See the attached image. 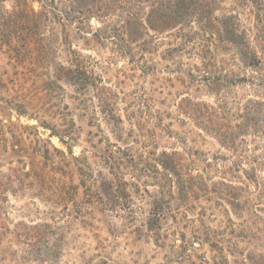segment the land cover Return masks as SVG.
Here are the masks:
<instances>
[{"label": "rangeland", "instance_id": "1", "mask_svg": "<svg viewBox=\"0 0 264 264\" xmlns=\"http://www.w3.org/2000/svg\"><path fill=\"white\" fill-rule=\"evenodd\" d=\"M163 2L90 0L73 12L74 0H0V264H264V139L250 136L226 151L178 107L185 98L232 108L264 97L233 86L236 77L264 80V0H208L211 11L155 33L146 16ZM224 29L256 50L261 69L241 64ZM77 63L97 78L102 107L121 118L123 143L92 92L75 95L60 79L59 65ZM55 135L70 143V154ZM44 147L56 179L87 184L66 207L53 200V185L44 190L36 176L22 183L10 177L12 163L38 159ZM53 147L81 176L55 174ZM163 150L179 151L207 185L225 180L241 189L231 192L232 207L223 190L209 187L171 204L162 242L142 224L148 195L169 190L155 164ZM96 181L131 185L135 193L112 189L105 198L90 188Z\"/></svg>", "mask_w": 264, "mask_h": 264}, {"label": "trees", "instance_id": "2", "mask_svg": "<svg viewBox=\"0 0 264 264\" xmlns=\"http://www.w3.org/2000/svg\"><path fill=\"white\" fill-rule=\"evenodd\" d=\"M208 0H164L163 3L157 4L150 9L146 16V25L148 29L155 33H162L174 28L175 26L182 24L186 18H189L196 14V11H211L208 9ZM90 0H74V5L70 7L69 11H83L89 4ZM228 38V42L232 44L234 52L238 57L241 64L252 71L261 69V60L258 58L256 50L249 45L242 46L237 43L236 39L239 38L238 34L234 30L224 29L222 31ZM56 69V68H55ZM58 73L60 79L71 88L75 95H86L92 92V96L96 99V107L101 115L104 117V123L107 126L110 134L116 141L123 143L125 139L123 122L120 117L111 115L102 107V93L95 95V89H99L96 86L97 78L93 75L92 71L81 63L73 64L69 67L62 65L58 66ZM244 85L248 86L252 90L258 92H264V80L260 78H239L233 81V86ZM102 89V88H101ZM182 115L191 120L195 127L207 136L213 138L218 145L226 151H234L239 147H243L247 143V138L250 136L262 137L264 139V97L254 95L237 101L233 107L222 103L210 104L204 101H192L191 99H182L178 105ZM57 134V133H54ZM63 146L67 149L68 153H71L70 143L66 142L59 135H55ZM59 156L56 159L57 167L60 168L59 174L62 175L65 169L69 171L68 175H72L70 170L73 169L74 174L77 169L81 172V167L72 168L71 162L66 160V155L53 147ZM49 150L44 147L40 150L38 159H34L31 156L25 158L30 162L17 160L16 163H12L9 168L10 177L14 180L22 183L24 180H29L31 176H36L39 185L45 190L49 189V185H53V200H56L58 205L67 206L68 197L72 202H75V198L72 194L77 195L80 188H86L87 184L83 179H79L77 185L72 182H66L62 179H56L55 175H52L47 171L48 165L45 162L48 159ZM74 161H79L77 157H72ZM55 157L53 158V161ZM27 166V170L22 168V163ZM263 162L262 160L260 161ZM155 164L167 175L168 179V192L154 191L153 195H148L149 205L148 211L143 220V227L150 239L154 241L164 240L165 232L167 231V217L171 204L186 202L189 199H193L194 194L206 193V190L212 189L223 190L225 196L229 199H224L227 204L232 207L235 203V197L231 196L232 191H239L241 186L235 185L231 182L215 181L211 185H207L202 178H197L189 173L186 160L183 158L179 151H161L155 159ZM76 170V171H75ZM78 172V171H77ZM78 175L81 176V173ZM77 174V173H76ZM70 179V176H69ZM125 185V184H124ZM55 186V188H54ZM206 189H205V188ZM96 191L102 192V197H107L112 189L121 192L123 195L126 190L132 194L133 187L130 185L128 189L120 187L119 183L113 185L109 181L95 182L93 187ZM44 192V191H42ZM135 193V192H133ZM210 193V192H209ZM44 194H47L44 192ZM122 195V196H123ZM44 195V198H46ZM206 196V195H205ZM51 199V197L49 198ZM47 201L46 199H44ZM55 202V203H56ZM212 248V245H210ZM161 247V245H159ZM227 258V257H225ZM251 259L241 258L239 262L234 264H248Z\"/></svg>", "mask_w": 264, "mask_h": 264}]
</instances>
